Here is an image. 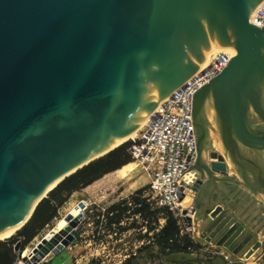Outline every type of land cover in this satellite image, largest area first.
<instances>
[{
	"label": "water",
	"instance_id": "1",
	"mask_svg": "<svg viewBox=\"0 0 264 264\" xmlns=\"http://www.w3.org/2000/svg\"><path fill=\"white\" fill-rule=\"evenodd\" d=\"M262 1L0 0V240L60 181L135 132L199 71L217 39L234 55L192 93L197 193L184 221L198 243L237 264H264V238L217 202L234 185L264 200V28L249 22ZM211 131L219 150L207 144ZM84 217L51 229L30 258L17 242V264H45Z\"/></svg>",
	"mask_w": 264,
	"mask_h": 264
},
{
	"label": "rangeland",
	"instance_id": "2",
	"mask_svg": "<svg viewBox=\"0 0 264 264\" xmlns=\"http://www.w3.org/2000/svg\"><path fill=\"white\" fill-rule=\"evenodd\" d=\"M208 114L210 118L212 112ZM211 123L215 126L213 120ZM209 139L216 150L221 149L219 138L215 132L211 131ZM127 141H131V138L121 144ZM141 169L143 170V168ZM141 174V171H133L123 179L107 183L100 191L94 193H90L84 188L72 193L62 208H59L57 217L51 220L23 248L26 249L29 258L42 250L44 238L51 229L61 228L76 214L83 211L85 217L73 240L63 251H55L46 256L44 259L46 263L58 254L64 264H122L127 258L134 255L136 256L135 259H132L134 264H161L167 251L162 249L161 241L156 240L153 232L146 233L148 228L153 225L154 218L159 216V214H153L156 206L150 204L152 194L147 188L138 195L136 201L130 199L137 189L148 186L149 176L147 183L141 187L131 186L136 181L139 182ZM138 182L135 185H138ZM121 200L127 201L122 205L123 212L114 211L110 214L105 212L108 206ZM160 223L163 224V220H160ZM9 236L17 238V241L22 244L23 239L19 238L17 231ZM36 242L38 244L34 250L29 252L27 247H34ZM51 242L56 243L57 240L53 239ZM164 264H169V262Z\"/></svg>",
	"mask_w": 264,
	"mask_h": 264
},
{
	"label": "built area",
	"instance_id": "3",
	"mask_svg": "<svg viewBox=\"0 0 264 264\" xmlns=\"http://www.w3.org/2000/svg\"><path fill=\"white\" fill-rule=\"evenodd\" d=\"M249 22L264 28V0L251 13ZM231 56L226 51L212 53L197 73L148 116L131 137L128 148L132 159L139 160L149 171L151 206L168 208L189 233L192 225L184 221L183 210L193 200L189 167L196 156L191 123L192 93L217 75Z\"/></svg>",
	"mask_w": 264,
	"mask_h": 264
},
{
	"label": "trees",
	"instance_id": "4",
	"mask_svg": "<svg viewBox=\"0 0 264 264\" xmlns=\"http://www.w3.org/2000/svg\"><path fill=\"white\" fill-rule=\"evenodd\" d=\"M131 141H127L108 153L84 165L71 175L60 181L47 196L43 198L36 206L28 222L17 231L19 238L23 239L19 250L30 242L51 220L57 217L59 208L68 201L70 195L81 189H87L94 193L100 191L107 183H111L130 175L133 171H141L142 176L139 182L136 181L131 186H142L147 183L142 165L138 160H131L128 152ZM138 182V185H135ZM148 186L137 189L130 199L136 201L138 195L145 191ZM126 200L112 203L105 210L108 214L117 211L123 212L122 205ZM153 214H159L154 218L153 225L148 228L146 233L153 232L156 240L161 241L162 249L165 253L164 263H167V255L174 252H191L198 249V245L189 232H184L178 219L166 207H155ZM163 220V224L160 223ZM19 242L17 238L11 236L0 240V264H17L18 252L14 249L15 244ZM153 256V255H152ZM134 256L127 258L122 264H134ZM161 264H164V263Z\"/></svg>",
	"mask_w": 264,
	"mask_h": 264
},
{
	"label": "crops",
	"instance_id": "5",
	"mask_svg": "<svg viewBox=\"0 0 264 264\" xmlns=\"http://www.w3.org/2000/svg\"><path fill=\"white\" fill-rule=\"evenodd\" d=\"M227 177L238 179L237 174L231 168H229V174ZM196 193L197 192L192 193L193 201ZM217 202L229 205L235 217L246 228L255 232L259 237L262 236V238H264V200L262 198L254 196L243 187H237L234 185ZM184 228L185 226L183 229ZM190 234L198 245V249L191 252L170 253L166 258L169 264H237V262L229 257L224 250L216 251L208 248L204 244L198 243L197 238L200 236L199 233L193 234L191 231ZM45 264H64V262L63 260H60V256L57 254L50 262ZM242 264L256 263L253 262L252 258H249L242 261Z\"/></svg>",
	"mask_w": 264,
	"mask_h": 264
},
{
	"label": "bare ground",
	"instance_id": "6",
	"mask_svg": "<svg viewBox=\"0 0 264 264\" xmlns=\"http://www.w3.org/2000/svg\"><path fill=\"white\" fill-rule=\"evenodd\" d=\"M215 39V38H214ZM215 42H216V44H215V47H214V49H213V51H212V53H216V52H219V51H226V52H229V54L230 55H234V50L232 49V48H230L229 46H225V45H220V44H218V42H217V39H215ZM148 117H146V119H147ZM146 119L142 122V124H141V126L145 123V121H146ZM139 129V128H138ZM137 129V130H138ZM137 130L135 131V132H133V133H131V134H128V135H124V136H121V137H119L118 138V140L115 142V144L112 146V147H116V146H118V145H120L122 142H124L125 140H128V138H131L133 135H135V133L137 132ZM139 161V160H138ZM140 162V161H139ZM140 164L142 165V167H143V171H144V173H145V176H146V178H147V180H148V175H149V173H147V168H145L144 166H143V164L140 162ZM66 205V204H65ZM69 206V205H68ZM62 208V207H61ZM68 208V207H67ZM66 224H67V222H66ZM66 224H64L61 228H59V229H55L57 232H60L63 228H64V226L66 225ZM16 230H13V231H10L9 233H7L6 235H5V237H7V236H9V235H12L14 232H15ZM59 237L60 236H57V237H55L54 239L55 240H59ZM50 238V234H49V232L46 234V236H45V238H44V242H43V244H45L48 240H50L49 239ZM41 240H42V238H41ZM53 240V239H52ZM51 240V241H52ZM35 242V241H34ZM38 243H39V240L37 241ZM35 243V245H34V247H32V248H29V247H27V250L29 251V252H31V251H33L34 250V248H35V246L38 244V243ZM32 246V245H31ZM42 249V248H41ZM40 249V250H41ZM23 255L24 256H28L29 257V255H28V253L26 252V249L23 251ZM43 262H45V260H43ZM23 264H30V259L27 261V262H25V263H23ZM41 264H44V263H41Z\"/></svg>",
	"mask_w": 264,
	"mask_h": 264
},
{
	"label": "flooded vegetation",
	"instance_id": "7",
	"mask_svg": "<svg viewBox=\"0 0 264 264\" xmlns=\"http://www.w3.org/2000/svg\"><path fill=\"white\" fill-rule=\"evenodd\" d=\"M207 144H212V143H210V139H207Z\"/></svg>",
	"mask_w": 264,
	"mask_h": 264
}]
</instances>
